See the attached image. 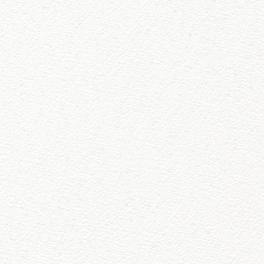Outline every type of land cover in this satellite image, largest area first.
<instances>
[{"label": "snow or ice", "instance_id": "obj_1", "mask_svg": "<svg viewBox=\"0 0 264 264\" xmlns=\"http://www.w3.org/2000/svg\"><path fill=\"white\" fill-rule=\"evenodd\" d=\"M0 264H264V0H0Z\"/></svg>", "mask_w": 264, "mask_h": 264}]
</instances>
